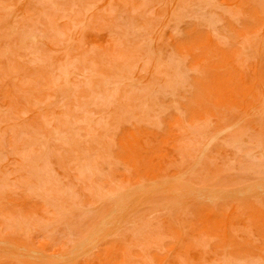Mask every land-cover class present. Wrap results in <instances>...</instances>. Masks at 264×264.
Instances as JSON below:
<instances>
[{"label":"rangeland","instance_id":"1","mask_svg":"<svg viewBox=\"0 0 264 264\" xmlns=\"http://www.w3.org/2000/svg\"><path fill=\"white\" fill-rule=\"evenodd\" d=\"M0 264H264V0H0Z\"/></svg>","mask_w":264,"mask_h":264}]
</instances>
